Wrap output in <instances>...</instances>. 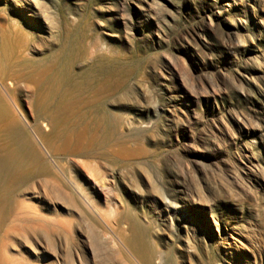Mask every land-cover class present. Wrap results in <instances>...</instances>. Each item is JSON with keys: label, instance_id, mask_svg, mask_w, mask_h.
<instances>
[{"label": "bare ground", "instance_id": "bare-ground-1", "mask_svg": "<svg viewBox=\"0 0 264 264\" xmlns=\"http://www.w3.org/2000/svg\"><path fill=\"white\" fill-rule=\"evenodd\" d=\"M46 12L38 0H0V264H197L175 231L191 229L204 205L161 176L160 159L149 175L133 132L175 90L165 85V101L152 106L142 92L129 104L116 99V70H74L80 38L49 46ZM224 234L240 241L232 228Z\"/></svg>", "mask_w": 264, "mask_h": 264}, {"label": "rangeland", "instance_id": "rangeland-1", "mask_svg": "<svg viewBox=\"0 0 264 264\" xmlns=\"http://www.w3.org/2000/svg\"><path fill=\"white\" fill-rule=\"evenodd\" d=\"M38 1L52 20L49 46L80 38L74 70L99 69L100 78L116 70L124 84L116 99L145 93L152 106L165 101V85L175 90L133 132L148 150L149 175L160 159L161 176L178 178L204 205L192 230L175 231L192 242L197 264H264V0Z\"/></svg>", "mask_w": 264, "mask_h": 264}]
</instances>
